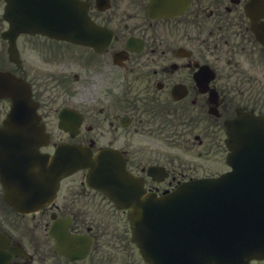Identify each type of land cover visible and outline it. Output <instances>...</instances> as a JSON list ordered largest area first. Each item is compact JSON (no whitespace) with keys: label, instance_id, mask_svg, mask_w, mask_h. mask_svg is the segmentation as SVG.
Wrapping results in <instances>:
<instances>
[{"label":"flooded vegetation","instance_id":"flooded-vegetation-1","mask_svg":"<svg viewBox=\"0 0 264 264\" xmlns=\"http://www.w3.org/2000/svg\"><path fill=\"white\" fill-rule=\"evenodd\" d=\"M87 1L91 17L113 33L100 52L21 33L17 64L0 34V69L30 75L52 136L59 110L72 106L83 114L82 130L60 138L91 143L96 149L116 147L135 172L148 159L150 165L171 169L172 159L189 142H219L220 127L238 111L263 113L264 0ZM3 4L0 0V32L9 26L2 17ZM253 7L263 43L252 25ZM61 46H70L64 61L58 53ZM35 55L50 61L55 73L38 64L45 73L30 74L29 61ZM77 88L82 95L75 93ZM10 104L9 98L0 97V126ZM147 139L160 142V149L148 148ZM119 215L109 210L103 191L87 185L82 171L62 180L50 205L30 213L14 210L0 183V236L23 250L13 255L12 263L71 264L55 252L48 230L51 217L58 216L69 221L73 233L91 238L89 254L78 264H146L132 244L129 223Z\"/></svg>","mask_w":264,"mask_h":264},{"label":"water","instance_id":"water-1","mask_svg":"<svg viewBox=\"0 0 264 264\" xmlns=\"http://www.w3.org/2000/svg\"><path fill=\"white\" fill-rule=\"evenodd\" d=\"M263 123H264V119H263ZM264 127V125H263ZM264 131V129H263ZM264 143V142H263ZM85 155H84V150L81 148H75V147H69V146H63L59 149L58 153L55 156V159L53 161V167L55 169V172L57 175L59 174H64L66 172L69 171H73L78 167H81L82 165L85 164H90L89 161L85 160ZM92 163H96V161L94 160L93 157L89 158ZM47 160V158L44 159V162ZM21 162V161H20ZM47 164L46 166L49 165V159L47 160ZM86 162V163H85ZM85 163V164H84ZM98 164V163H96ZM93 168H92V172H90L89 176L92 182H99L101 184L106 185L107 184V179H106V174L107 172L102 169L103 165H95V164H90ZM96 166V167H95ZM23 169H25L24 164L21 166ZM39 170L38 173L35 174V171L32 169H26L25 172H23L24 175V179L27 180L26 184H29L30 186L28 187V189H25L24 187L19 186V184H17L18 182H9V185H12V187L17 188L20 190V195L18 197V202H20V200H23L25 198H30L31 196H36L38 195L42 190L45 191L46 189L42 186H48L49 187V194L48 197L52 196V194L54 193V186L49 185V183L51 184L52 182L58 183V178L59 176H56L54 174H47L45 172H50L51 170H47L46 167H43L41 164H39ZM14 173L19 172L17 169L13 168ZM30 171H32V173L34 174L33 179L29 176ZM19 176V175H18ZM17 176V177H18ZM35 193V194H34ZM31 194V195H30ZM141 194V193H140ZM175 194H172L170 197H166L164 199H168L170 198L171 200L174 199L172 196H174ZM200 196H205L204 194H201ZM262 202H264V197L262 196ZM30 204H37L36 201L30 202ZM263 204V203H261ZM256 205V206H252L250 211L247 212V214L245 215L246 220H247V228L249 227H259V224L264 223V204L263 205ZM137 205V211H138V206L140 205V202H136ZM173 205V209L171 212H169V215H171L172 217H176V215L178 214H185L186 211H188V209L190 208L189 204L187 203H176V204H172ZM134 211L132 212V217H133V221L135 223V226L137 228L143 227V222L142 220H140V226H139V219L135 216V214H137L138 212ZM205 216V212L201 213V217ZM244 222V220H243ZM137 229V230H140ZM259 234H264V225L260 228H257V234L256 236H254V242L251 244H245L244 248L245 250L243 251V256L237 260L234 257L236 255H234L233 257H230L228 255H226L227 252H223V253H218V261L219 262H223L225 264H243L246 263V260L251 257V256H261L263 254L264 256V237H260L262 235ZM260 237V238H258ZM139 240H142L141 238H139ZM247 243V242H246ZM233 247V246H232ZM207 264V263H205Z\"/></svg>","mask_w":264,"mask_h":264},{"label":"bare ground","instance_id":"bare-ground-1","mask_svg":"<svg viewBox=\"0 0 264 264\" xmlns=\"http://www.w3.org/2000/svg\"><path fill=\"white\" fill-rule=\"evenodd\" d=\"M161 228H162L161 224L156 220L150 222L146 226L145 232L150 244L152 245L158 244L160 239Z\"/></svg>","mask_w":264,"mask_h":264}]
</instances>
